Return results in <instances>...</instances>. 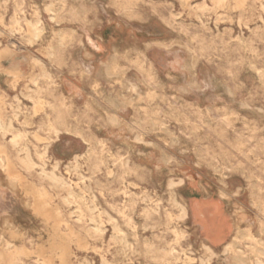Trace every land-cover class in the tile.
I'll list each match as a JSON object with an SVG mask.
<instances>
[{
  "label": "rangeland",
  "instance_id": "374dc122",
  "mask_svg": "<svg viewBox=\"0 0 264 264\" xmlns=\"http://www.w3.org/2000/svg\"><path fill=\"white\" fill-rule=\"evenodd\" d=\"M0 10V113L18 114L0 154L38 208L0 190V213L21 227L16 238L7 232L0 264H234L223 252L229 202L264 241V0H0ZM26 20L40 21V38ZM109 64L111 80L101 74ZM14 65L21 76L2 69ZM124 79L136 91L114 110L101 95L124 93ZM58 116L74 132L49 141ZM17 132L39 165L48 146L46 168L85 200L81 222L38 168L20 165ZM191 201L200 227L177 220V203ZM91 218L102 235L88 232Z\"/></svg>",
  "mask_w": 264,
  "mask_h": 264
},
{
  "label": "bare ground",
  "instance_id": "6f19581e",
  "mask_svg": "<svg viewBox=\"0 0 264 264\" xmlns=\"http://www.w3.org/2000/svg\"><path fill=\"white\" fill-rule=\"evenodd\" d=\"M60 2L64 3L66 0H59ZM181 5H187L189 0H178ZM224 0H218V3H223ZM243 3V2H242ZM7 4V3H6ZM243 5V4H242ZM245 5V4H244ZM245 8V7H244ZM243 8V10H244ZM1 11V10H0ZM48 11H52L51 5L48 6ZM211 11V10H210ZM53 12V11H52ZM214 12V11H213ZM212 12V13H213ZM243 13V12H242ZM245 14V13H243ZM220 17V16H218ZM51 20L55 23H58V16L57 14L51 15ZM221 18V17H220ZM223 19V18H222ZM245 19V17H244ZM221 20V19H220ZM219 20V21H220ZM28 25L33 28L34 35L36 38H40V35L43 32L42 28H39L37 25L40 23V21L32 22L30 20H26ZM14 25L20 24V19L16 18L13 20ZM28 26V27H29ZM30 31V30H29ZM32 36V35H31ZM63 37V35L61 34ZM206 42V41H205ZM59 44V43H58ZM50 45V44H49ZM52 49V48H51ZM3 48H1L0 45V52H2ZM6 50V49H4ZM52 51V50H51ZM13 54V53H12ZM246 54V53H245ZM15 55V54H14ZM5 56V54H4ZM10 56V55H9ZM1 57V53H0ZM4 58V57H3ZM16 59V58H15ZM215 59V57H214ZM248 61V60H247ZM197 62V61H196ZM13 63V62H11ZM250 63V62H249ZM10 64V63H9ZM185 67L191 71H194L195 69V63L189 62L186 63ZM5 71H10L12 73H15L19 76L22 75V71L18 66H12L10 68H4ZM112 69V65H107L105 70L101 71V74L106 77L108 80L113 79V75L110 72ZM186 71V70H185ZM237 74V73H236ZM99 75V74H97ZM99 78V77H98ZM233 79V78H232ZM192 80L189 81V83ZM220 82V81H219ZM34 83V82H33ZM198 83V82H197ZM188 84V82H187ZM36 85V84H35ZM190 85V84H189ZM188 85V86H189ZM219 85V84H218ZM235 85V84H234ZM34 86V85H33ZM236 86V85H235ZM150 87V86H149ZM222 87V86H220ZM26 88V87H25ZM122 88L124 90V93H122L119 96L112 95L110 93H101V97H103L107 103L112 107L114 110L121 109V107L127 106L129 103V98L127 94H131L132 97H134V92L136 91V87L133 83L129 82L128 80L124 79L122 81ZM170 88V87H169ZM189 88H191L189 86ZM237 89V88H236ZM186 90V89H185ZM238 90V89H237ZM99 95V97H100ZM118 95V94H117ZM25 98V97H24ZM30 99H33L31 97ZM131 100V99H130ZM132 101V100H131ZM21 102V100H20ZM195 102V101H194ZM17 106V105H16ZM156 107V106H155ZM18 108V107H17ZM211 108V107H210ZM17 111V110H16ZM211 111V110H210ZM209 112V111H208ZM18 114L15 112L13 117H9L8 113L1 114L0 113V136L6 137L8 133H12L14 130L13 126V120L16 119ZM164 124V123H163ZM48 126H49V133L53 135V138L49 137V141L54 139H59L61 137L62 132H65L66 134L71 135L74 131L72 130V127L70 124L65 120L64 117L58 116L57 119H49L48 120ZM161 128V127H160ZM163 129V128H162ZM161 129V130H162ZM166 133V132H165ZM25 135L22 132L13 133V138L10 141L11 146L16 150V157L18 161L20 162V165L27 171L30 172L32 170H35L38 168V174L39 177L44 180L48 181L52 184V186L60 189L64 195L63 201L65 204L72 206L74 204L75 210L72 212L71 210V216L72 214L76 215L78 217V221L81 222L83 218L85 217L83 206L85 205V200L82 199L80 196H78L73 188L72 180L67 179L62 174L57 173V166H54L53 169L48 170L46 168V163L44 162V157L46 155L47 147H45L43 152H38V158L41 161V164L39 165L33 158L32 154L30 153V150L28 148L27 143H21V139ZM171 136V135H170ZM172 137V136H171ZM170 140L168 139V142ZM103 143V142H102ZM50 142L48 143V145ZM171 145V144H170ZM4 146V145H2ZM6 147V145H5ZM97 147V145H96ZM7 148V147H6ZM104 150V149H103ZM101 152V151H100ZM163 152V151H161ZM92 151L89 150L88 154L86 156H81L89 158ZM162 159V158H161ZM168 158H164V160H167ZM78 163V158L75 159ZM221 160V159H220ZM103 161V160H101ZM160 161V160H159ZM163 161V160H162ZM222 161V160H221ZM11 158L9 157L8 153L0 154V190H12L16 192L23 203V206L26 207L27 210L34 212L37 211L38 208L33 206V203L31 202V199L28 197L26 193H21L19 189H17V186L20 185V179L19 177L9 171V168L11 166ZM13 166V165H12ZM240 167V166H239ZM227 170V169H226ZM235 170V169H234ZM238 172V171H237ZM156 173V172H155ZM247 173V172H246ZM253 175V174H252ZM242 176V175H241ZM249 180V179H248ZM258 180V179H257ZM24 182V181H23ZM92 182V181H91ZM183 183V180L180 179L178 182L172 181L170 183V187H176L180 186ZM254 185V184H253ZM252 186V185H251ZM32 187V186H31ZM28 193V192H27ZM30 194H35L38 197L44 196L45 192L43 189L39 191H31ZM145 195V194H144ZM41 197V198H42ZM145 200V199H143ZM191 201L189 205H185L183 203H177V207L179 209V215L177 217V220L180 222H185L188 220V218L191 216L193 221L200 227V224L198 223V215L195 209V206ZM209 202V201H208ZM155 203V202H154ZM153 203V204H154ZM157 203V202H156ZM159 203V202H158ZM195 204V203H194ZM197 204V203H196ZM206 204V203H205ZM209 204V203H208ZM155 205V204H154ZM156 206V205H155ZM228 209H232V231L233 235L230 239V241L223 246V252L231 254V257L233 259L234 264H252L254 261H256L257 264H264V241L258 240L253 236L252 230L247 224L245 228H243V222L245 221L244 218H237V216L234 213V204L229 202ZM237 206V205H236ZM235 206V207H236ZM157 208V207H156ZM198 209V208H197ZM166 210V209H165ZM199 210V209H198ZM203 210V209H202ZM154 213V212H153ZM35 214V212H34ZM166 214H169L168 212ZM161 216V215H160ZM166 216V215H165ZM215 215V221L216 219ZM205 217V216H204ZM219 217V216H218ZM206 218V217H205ZM162 219V218H161ZM223 219V218H222ZM116 220V219H115ZM224 220V219H223ZM222 220V221H223ZM207 221V220H206ZM91 222L94 224V226H90L88 229V232L95 234V235H102L103 229L99 225V223L94 219L91 218ZM201 222V221H200ZM202 223V222H201ZM203 224V223H202ZM66 228V227H65ZM204 229V228H203ZM219 231V230H218ZM7 232L11 234L12 237H18L21 234V227L19 223L12 217L9 216L6 213H0V248L1 247H10L11 242L7 239ZM70 232V231H69ZM125 233V232H124ZM261 233H264V229H262ZM221 234V233H220ZM223 235V234H222ZM224 236V235H223ZM207 238V237H206ZM66 239V238H64ZM149 242V241H148ZM175 243V242H174ZM242 243L245 244V247H248L251 249V254H247V252L244 249V246H242ZM89 245V244H88ZM178 245V244H177ZM87 246V245H86ZM203 247L207 252L210 254H214V247L212 243H210L207 239L203 240ZM89 249V248H88ZM27 251V250H26ZM55 251V250H54ZM161 251V250H159ZM53 252V251H52ZM5 253L0 250V256L4 255ZM61 255V254H60ZM62 256V255H61ZM158 260V259H157ZM49 262V261H48ZM156 262V261H155ZM54 263V262H53ZM206 264V263H202Z\"/></svg>",
  "mask_w": 264,
  "mask_h": 264
}]
</instances>
